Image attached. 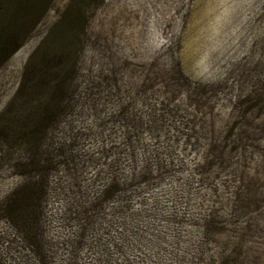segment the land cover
Segmentation results:
<instances>
[{
	"label": "rangeland",
	"instance_id": "374dc122",
	"mask_svg": "<svg viewBox=\"0 0 264 264\" xmlns=\"http://www.w3.org/2000/svg\"><path fill=\"white\" fill-rule=\"evenodd\" d=\"M69 4L66 97L36 137L8 135L24 65ZM43 8L0 67V264H264V0Z\"/></svg>",
	"mask_w": 264,
	"mask_h": 264
},
{
	"label": "trees",
	"instance_id": "16d2710c",
	"mask_svg": "<svg viewBox=\"0 0 264 264\" xmlns=\"http://www.w3.org/2000/svg\"><path fill=\"white\" fill-rule=\"evenodd\" d=\"M35 3L36 0H0V67L23 45L27 33L36 27L46 10L43 8L39 14H35ZM80 12L71 4L66 6L54 24V27L58 26L56 30L52 28L46 32L26 61L20 83L6 112H10V108L18 109L19 106L26 107L28 111L21 117V127L7 128L8 135H17L20 129H28L29 132H21V135L28 140L36 137L42 124L51 123L54 110L64 101L67 84L75 71L73 69L77 52L67 36H74ZM81 27L83 32L84 21ZM24 51L25 48H22L19 54L21 57ZM35 89H39L41 93L37 96L39 102L32 106L31 101L36 100L32 98Z\"/></svg>",
	"mask_w": 264,
	"mask_h": 264
},
{
	"label": "snow or ice",
	"instance_id": "6c2138e0",
	"mask_svg": "<svg viewBox=\"0 0 264 264\" xmlns=\"http://www.w3.org/2000/svg\"><path fill=\"white\" fill-rule=\"evenodd\" d=\"M183 2H184L185 4H187L188 0H183Z\"/></svg>",
	"mask_w": 264,
	"mask_h": 264
}]
</instances>
